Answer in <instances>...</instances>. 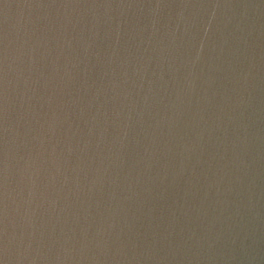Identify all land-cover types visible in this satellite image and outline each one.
Masks as SVG:
<instances>
[{"label":"water","instance_id":"1","mask_svg":"<svg viewBox=\"0 0 264 264\" xmlns=\"http://www.w3.org/2000/svg\"><path fill=\"white\" fill-rule=\"evenodd\" d=\"M0 264H264V0H0Z\"/></svg>","mask_w":264,"mask_h":264}]
</instances>
